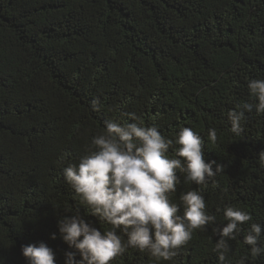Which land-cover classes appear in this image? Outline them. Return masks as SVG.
I'll return each instance as SVG.
<instances>
[{"label": "trees", "instance_id": "16d2710c", "mask_svg": "<svg viewBox=\"0 0 264 264\" xmlns=\"http://www.w3.org/2000/svg\"><path fill=\"white\" fill-rule=\"evenodd\" d=\"M262 78L264 0H0V264H27L22 247L40 242L65 264L74 249L58 221L88 209L63 169L87 153L105 121L131 114L169 137L192 128L205 139L206 161L224 169L206 185L178 173L170 199L180 214V195L195 189L216 221L173 261L129 248L111 264H218L212 229L227 222L217 211L226 205L252 216L229 241L227 264L245 256L264 264L242 242L251 223L264 224V113H246L240 135L227 122L237 104L256 103L247 83Z\"/></svg>", "mask_w": 264, "mask_h": 264}, {"label": "clouds", "instance_id": "9594fccd", "mask_svg": "<svg viewBox=\"0 0 264 264\" xmlns=\"http://www.w3.org/2000/svg\"><path fill=\"white\" fill-rule=\"evenodd\" d=\"M247 87L256 103L237 104L227 112L229 131L235 135L242 133L246 113H264V78L249 79ZM90 107L99 112V101L93 100ZM207 139L217 141L215 128L208 129ZM204 144V137L192 128L180 127L169 137L134 114L105 121L104 130L91 138L87 153L63 169L64 180L88 209L83 215L76 209L58 221L60 237L74 249L65 252V264H111L129 248L147 252L157 261H173L195 231L207 230L216 221L208 214L202 191L180 195L182 214L180 205L170 199L181 182L178 173L185 182L206 185L223 171V165L206 161ZM259 158L264 162V152ZM217 211L227 222L212 229L217 237L213 252L218 264H227L229 241L240 236L252 216L231 205ZM86 217L98 218L110 228L102 231ZM262 235L264 224L253 222L243 238L253 258L264 255ZM56 238L51 234L50 239ZM21 252L27 264H55V253L44 242L23 246ZM247 259L241 257L237 264H246Z\"/></svg>", "mask_w": 264, "mask_h": 264}]
</instances>
